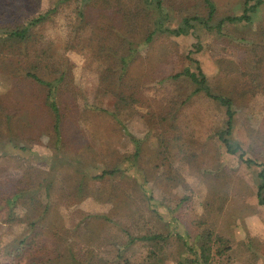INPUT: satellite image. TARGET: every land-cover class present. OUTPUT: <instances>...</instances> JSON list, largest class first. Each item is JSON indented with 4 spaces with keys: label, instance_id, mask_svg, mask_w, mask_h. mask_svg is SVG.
<instances>
[{
    "label": "rangeland",
    "instance_id": "1",
    "mask_svg": "<svg viewBox=\"0 0 264 264\" xmlns=\"http://www.w3.org/2000/svg\"><path fill=\"white\" fill-rule=\"evenodd\" d=\"M58 1L6 0L0 9V14L3 13L0 28L15 25ZM74 1H65L57 13L39 26L37 42L45 41L47 46L53 44L51 49L55 52L48 56H57L53 62L62 70L69 69L73 83L90 102L100 88L103 65L93 59L95 54L86 45L97 38L102 40L108 30L102 21H95L103 5L93 6L90 2L86 7L87 21L79 37H75L70 16L65 13L66 9L74 7ZM154 1L133 0L134 10L140 9L144 2L151 7L150 15L154 17L142 29L137 28L141 41L146 34H151V42L137 46L134 54L139 56L132 72L139 101H131L122 94L105 95L99 102L101 109H86L77 115L79 127L73 131L81 150L92 154L101 169L114 164L119 156L134 152L129 137L133 136L140 144L137 162L129 167L136 179L130 188L110 181L109 177L102 181L84 179V186L85 181L89 183L86 197L75 203L76 207L65 208V223L72 228L87 214H97L101 223H96V229L108 232L116 244L126 246L128 234L138 237L127 245L130 264H176L180 261L184 264L190 261L192 264H264V212L255 195L256 184L261 182L258 172L262 166H248L240 158L243 152V158L264 163V56H258L260 49L253 54L250 43L244 40L259 42L260 30L256 29L264 25V21L258 20L260 16L256 14L252 24L225 23L219 30H207L197 21H191L187 34L175 35L158 31L154 19L159 14ZM161 1L164 19L167 17L164 27L177 28L183 17L205 13L201 0ZM242 1L214 0L216 18L239 12ZM117 12L124 19V12ZM91 26L93 30L89 31ZM128 30L121 23L117 32L119 35ZM106 41L111 42V39ZM195 43L202 45L195 53L210 81L225 80V89L231 91V96L236 95L233 132L229 138L231 148L239 145L240 150L234 154L217 141L215 121L222 126L226 120L221 106L203 101L198 95L187 105L173 107L169 103L171 98L179 91L190 92L194 85L183 77L156 83L157 78L173 76L189 63L185 56L189 50H195ZM131 46L136 47V44ZM253 76L256 81H252ZM9 80L0 72V93L20 90L25 94L36 88L27 85L23 77L17 82ZM26 107L29 108L27 105L23 109ZM169 110L175 112L172 121L171 116L168 120L162 117L163 114L167 117ZM15 120V137L27 144L28 149H14L5 144L0 173L18 178L23 169L46 171L53 158L50 122L32 114L26 118L21 113ZM67 122H72L70 117ZM8 138L9 133L5 131L2 139ZM189 151L195 153L190 159ZM99 172V169L90 171L92 175ZM134 184L142 189V197ZM155 198L158 201H154ZM15 230H19L18 226ZM203 231L212 232V236L205 244L206 255L200 257ZM143 236L146 238H141ZM217 236L226 241L219 242ZM225 246L228 249H224ZM217 248L224 249L222 255L216 253Z\"/></svg>",
    "mask_w": 264,
    "mask_h": 264
},
{
    "label": "trees",
    "instance_id": "2",
    "mask_svg": "<svg viewBox=\"0 0 264 264\" xmlns=\"http://www.w3.org/2000/svg\"><path fill=\"white\" fill-rule=\"evenodd\" d=\"M65 1L67 0H59L57 4L45 11L33 14L15 25L0 28V72L6 74L8 80L16 79L17 82L23 77L27 85L36 87L25 94L20 90L18 93L16 91L0 93V160L3 157L5 144L14 149H28L27 144L15 137V119L16 116H20V113L26 118L30 114L38 115L46 122H50L49 139L53 154L50 167L44 172L23 169L18 178L0 173L1 176L3 175L2 178L0 176V264H130L126 251L127 245L138 238L126 234L129 241L126 246H120L111 235H108V232L96 229V223H101L97 214H87L74 223L72 228L67 226L63 215L66 207H76L75 203L78 204L86 197L85 192L89 183L85 181L84 186V179L102 181L109 177L110 181L114 180L128 188L136 179L129 167L137 162L140 144L133 136L129 137L133 143L134 152L118 158L114 153L116 158L114 164L108 167L102 166L101 169L97 167L98 164H95L96 160L92 154L88 155L81 150V144L73 136V131L79 127L77 115L82 110L101 109L99 102L105 95L122 94L131 101H139L138 96L135 95L136 78L132 76L136 68L134 63L139 56L134 54L137 46L151 42V34H146L141 41L142 38L137 37V28L142 29L148 22L153 21L154 17L150 15L152 10H150L151 7L145 6L144 2H141L140 9L134 10L133 0H75L74 7L66 9L65 13L71 20V31L75 37H79L88 17L86 7L90 2L93 6L102 7L103 5L95 21H102L104 26H107V35L102 40L97 38L93 43L86 45V48L95 54L93 59L103 65V70L99 75L100 88L97 89V95L87 102L81 90L73 83L68 73L69 69L62 70L59 64L53 62L57 56H48L55 52L51 49L53 44L50 43L47 46L45 41L37 42L39 26L46 23L51 14L57 13L58 8ZM5 2L6 0H0V9ZM201 2L205 11L204 15L195 13L192 16L183 17L177 28H169L164 27V20L167 17L164 19L162 1L155 0L154 8L159 16L154 19V22L157 24L158 31L175 35L187 34L192 25L191 21H197L207 30L222 29L225 23L245 26L255 21L256 14L260 16L258 20L264 21V0H243L239 12L227 14L219 19L216 18L217 6L214 0H201ZM117 10L124 12V19ZM2 15L3 13L0 14L1 19ZM113 21L115 22L111 27ZM90 23L91 20L87 26ZM121 23L130 30L118 35L117 30ZM263 28L264 25H261L256 29L260 30L259 42L254 43L253 40L244 38L250 43V51L253 54L260 49L258 56H264ZM92 30L91 26L89 31ZM111 32L117 34L112 36ZM107 39H111V42H107ZM131 44H136V47H132ZM193 46L195 50H189L185 56L189 63L173 76L157 78L156 83L162 84L167 79L178 80L183 77L184 81L194 85V89L190 92L179 91L174 98H171L169 103H172L173 107L176 104L187 105L198 95L203 101L221 106L226 120L222 126L215 121L214 128L218 131L217 141L226 148L227 152L234 154L240 150L239 145L234 149L231 148L229 138L233 132L236 95L231 96V91L225 89V80L210 81L195 53L202 48V45L195 43ZM123 51L126 52L122 53ZM252 81H256V76H253ZM215 88L219 91L214 90ZM27 105L29 108L23 109ZM175 110L177 111V108ZM170 116L172 121L175 118V112L172 113V110H169L167 117L162 115L167 120ZM68 117L71 123L67 122ZM23 122L25 125L28 123L25 119ZM68 126L70 128H67ZM5 131L9 133V138L3 141ZM189 153L190 159L195 153L193 151ZM243 157L241 152L240 158L248 166H262L258 172L261 182L256 184L255 195L258 205L264 212V163ZM92 169H99L100 172L92 175L90 173ZM134 187L142 197V189L136 184ZM112 193L114 194L115 191ZM157 199L155 198L154 201H158ZM61 201H68L69 204L65 205ZM16 226L19 230H15ZM211 236L212 232H201L200 257L206 255L208 248L205 244ZM216 239L219 242L226 241L221 236H217ZM224 249H228V246ZM224 249L217 248L216 253L222 255ZM176 264L184 263L180 261Z\"/></svg>",
    "mask_w": 264,
    "mask_h": 264
}]
</instances>
